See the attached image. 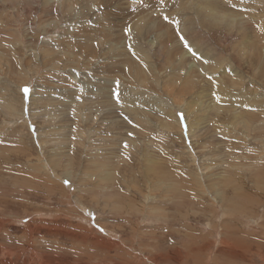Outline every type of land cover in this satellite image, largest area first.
<instances>
[{"label": "rangeland", "instance_id": "rangeland-1", "mask_svg": "<svg viewBox=\"0 0 264 264\" xmlns=\"http://www.w3.org/2000/svg\"><path fill=\"white\" fill-rule=\"evenodd\" d=\"M0 264H264V0H0Z\"/></svg>", "mask_w": 264, "mask_h": 264}, {"label": "snow or ice", "instance_id": "snow-or-ice-1", "mask_svg": "<svg viewBox=\"0 0 264 264\" xmlns=\"http://www.w3.org/2000/svg\"><path fill=\"white\" fill-rule=\"evenodd\" d=\"M165 19H167V17H165ZM183 39V38H182ZM185 47H188L187 46V44H185ZM189 51L191 52L192 51V49L191 48H189ZM194 56L196 55V53L195 52H193L192 53ZM197 58H199V57H197ZM209 79H211V78H209ZM29 90L27 89V88H25L24 89V92H25V94H27V92H28ZM65 183H67V181H65Z\"/></svg>", "mask_w": 264, "mask_h": 264}]
</instances>
